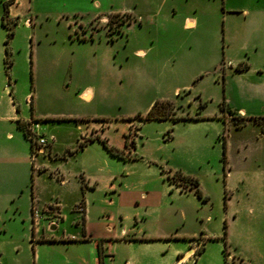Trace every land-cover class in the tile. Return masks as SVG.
<instances>
[{"label": "rangeland", "instance_id": "1", "mask_svg": "<svg viewBox=\"0 0 264 264\" xmlns=\"http://www.w3.org/2000/svg\"><path fill=\"white\" fill-rule=\"evenodd\" d=\"M263 1L114 0L112 10H100L110 14L100 41L90 36L101 28L90 23L97 12L91 0H38L18 8L20 22L28 18L36 26L34 36L24 25L16 29L10 46L19 89H33L48 116L98 117L108 143L124 150L123 157L112 155L95 134L86 150L64 164L72 188L74 174L86 165L97 176L89 194L96 206L119 207L116 184L123 186V198L149 192L154 216L148 227L156 230L162 214L167 231L194 237L199 245L185 264H264V113L231 117L236 104L250 111L264 110V102L251 103L243 92L256 73L227 75L231 63L264 61L262 23L242 11L256 13ZM187 16L197 17L199 25L187 28ZM27 42L39 61L36 82L33 66H27ZM141 47L145 53L137 54ZM87 87L94 90L91 100L79 95ZM157 100H169L174 112L145 119ZM47 127L59 152L76 150L77 139L87 137L74 120ZM38 165L24 180L20 167L12 170V183L23 184L26 209L33 184L43 197L58 190L54 173H40ZM111 174L117 177L114 187Z\"/></svg>", "mask_w": 264, "mask_h": 264}, {"label": "crops", "instance_id": "2", "mask_svg": "<svg viewBox=\"0 0 264 264\" xmlns=\"http://www.w3.org/2000/svg\"><path fill=\"white\" fill-rule=\"evenodd\" d=\"M6 1L0 0V126L1 129L4 128L0 132V264H185L191 260L199 252V245L195 244L194 237L187 238L183 235L179 236V233L173 230L167 231L164 223L169 221L162 214H157L160 225L156 230L153 231L148 227V222L154 216L152 197L149 196V192L142 191L139 195L132 194L123 198V186L120 187L118 184L115 186L117 177L111 174L108 180L111 187L115 186L112 191L117 193L116 196L120 199L119 207L111 210L106 205L96 206L95 200L90 198L89 194L97 187V176L86 165L74 174L77 183L74 189L72 188L71 179L66 175L64 164L72 157H76L78 150L84 151L88 146L77 147L76 150H69L66 146L59 152L55 134H46L47 125L52 121L74 120L81 131V136L93 137L97 134L106 138L102 120L96 119L98 117L48 116L41 111L35 97L32 96L33 89L25 93L19 89V78L14 72L15 58L11 57L10 46L16 29L24 25L28 29V36H34L36 26L28 18L20 22L18 18H20L21 10L18 8L20 5L27 8L34 7L38 0H14L9 5L6 21L15 22V24H9L14 27V34L8 42L6 40L9 28L3 22ZM91 3L97 12L90 23L97 22L101 28L95 33H90V36L95 40L96 35L99 39L97 41H100V31H105V24L110 15L100 10H112L114 0H91ZM242 11L249 21L258 17L264 31V1L255 10L257 14L252 13L248 7L243 8ZM198 25L197 17H186L187 28L192 29ZM7 46L11 59L8 69ZM253 46L257 50L260 48L258 44ZM253 46L245 45L244 49L250 50ZM25 49L28 70L33 66L36 82L39 61L37 58L32 59L34 51L30 53L29 42ZM145 51L142 47L136 49L137 54H143ZM244 62L248 63V68L238 70L234 63H231L232 67L227 75L256 73L257 77L254 76L248 85L244 86L243 92L250 95L251 103L264 102V61L257 65L250 61ZM254 68L255 72H253ZM86 93L88 97L84 96ZM79 95L86 100H91L94 90L87 87ZM232 103V101L229 102L230 105ZM262 111L264 110L249 111L245 106L236 104L231 117L250 115L254 117L256 114L264 113ZM19 120L27 124L33 134L53 137L48 153L33 156L31 139L19 127ZM78 144H80L79 138ZM67 152L70 153L69 157ZM54 160L59 161L55 169H48ZM37 163L40 173H46L48 170L50 175L54 173L53 177L58 182V190L53 196L43 197L33 185L30 206L26 209L20 201L23 184L12 183V170L14 166L17 170L20 167L21 177L24 180L30 170L34 173ZM123 183L122 179L119 185ZM82 199L85 200L83 211L79 209ZM35 210L39 211L40 216L35 215ZM6 246L9 247V252ZM170 248H173L172 259L169 256ZM11 252L13 255L10 257L8 255Z\"/></svg>", "mask_w": 264, "mask_h": 264}, {"label": "trees", "instance_id": "3", "mask_svg": "<svg viewBox=\"0 0 264 264\" xmlns=\"http://www.w3.org/2000/svg\"><path fill=\"white\" fill-rule=\"evenodd\" d=\"M14 0H7L5 2V11H4V15H3V22L4 24L9 28L8 31V37H7V42L8 39L14 34V29L13 27H11L8 22L6 21V16L9 13V5L13 2ZM86 39V38H85ZM6 62H7V69L9 68V66L11 65V59L9 58V48L8 46L6 47ZM248 63L247 62H240L237 66L236 69L238 70H243L248 68ZM174 112V105L169 101V100H157L153 106L150 108V110L148 111L146 117H144L145 119H166L169 118V116L172 115V113ZM186 118V117H185ZM19 127H21L25 134L31 139V143H32V149H33V136L34 135L31 130L29 129V127L27 126V124L23 123L22 121H18ZM99 137L103 143L106 145V147L108 148V150L115 156L118 157H123V153L124 150L120 149L118 147H115L113 145H110L108 143V139L107 138H102L100 136ZM95 137L92 136H88L86 137L84 140L80 141L79 147L78 148H83L86 144L88 140H91ZM73 152V151H71ZM33 168H34V163H33ZM197 182V181H196ZM197 185L199 184V182L196 183ZM34 185V184H33ZM197 193L199 194V196H201L202 192L199 188H197ZM80 205H85V200L82 199V201L80 202ZM225 235H227L228 233V225L227 222H225ZM224 252L227 254V245L224 248Z\"/></svg>", "mask_w": 264, "mask_h": 264}, {"label": "built area", "instance_id": "4", "mask_svg": "<svg viewBox=\"0 0 264 264\" xmlns=\"http://www.w3.org/2000/svg\"><path fill=\"white\" fill-rule=\"evenodd\" d=\"M33 136V149L32 154L33 156H36L39 153H48L49 145L53 139V137H48L44 134H34ZM79 209L81 211L84 210V206L80 205ZM35 215L38 217L40 216V213L38 210H35Z\"/></svg>", "mask_w": 264, "mask_h": 264}, {"label": "bare ground", "instance_id": "5", "mask_svg": "<svg viewBox=\"0 0 264 264\" xmlns=\"http://www.w3.org/2000/svg\"><path fill=\"white\" fill-rule=\"evenodd\" d=\"M190 22H191V21H190ZM190 22H189V23H190ZM84 96H85V97H88V94L86 93V94H84Z\"/></svg>", "mask_w": 264, "mask_h": 264}]
</instances>
